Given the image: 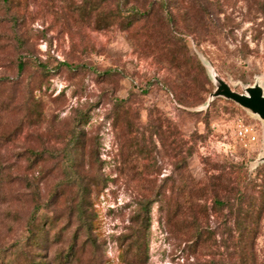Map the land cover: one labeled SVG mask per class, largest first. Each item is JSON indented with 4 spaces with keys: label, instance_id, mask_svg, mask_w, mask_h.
<instances>
[{
    "label": "rangeland",
    "instance_id": "rangeland-1",
    "mask_svg": "<svg viewBox=\"0 0 264 264\" xmlns=\"http://www.w3.org/2000/svg\"><path fill=\"white\" fill-rule=\"evenodd\" d=\"M88 1L0 0V264H264V0Z\"/></svg>",
    "mask_w": 264,
    "mask_h": 264
},
{
    "label": "trees",
    "instance_id": "trees-1",
    "mask_svg": "<svg viewBox=\"0 0 264 264\" xmlns=\"http://www.w3.org/2000/svg\"><path fill=\"white\" fill-rule=\"evenodd\" d=\"M106 0H89L88 1V5H89V14H91L92 12H94V10H98L99 7H103L106 4ZM101 9V8H100ZM104 17L102 18V16L100 17V21L99 22H103L106 20V17H113V18H122V19H129V18H133L135 20H131L129 19V21L127 22V26H132L133 23H135L136 21H138L140 18L144 17L145 14L140 12L136 7H127L125 3H122L121 5H118L117 8L115 9V11L113 12H105L103 13ZM108 14H110V16H108ZM107 24V23H106ZM108 26V25H107ZM104 28V27H103ZM18 69L19 71H21L23 69V63L19 62L18 64ZM219 98V97H216ZM84 193L86 192V190H84ZM85 202V198H84V194L83 196L80 198V202L77 206V211L79 214L83 213V209H82V205ZM38 208L36 207L35 211L37 212ZM34 218H32L29 222V226H32L29 228V239L33 242H35L36 239L40 238V236L43 235V231H41V229H36V226L34 225ZM134 222L136 224H138V228L136 231V236H135V242L136 245H139V239L141 238L142 234L144 231L148 230L151 224V217H150V205L148 202L144 203L141 208L138 210V212L136 213L135 217H134ZM245 230L249 232L250 227L245 228ZM236 231L239 234L238 239L236 240L237 242H239L240 240H242L243 238V231H244V227H238L236 226ZM31 264H39L36 262H32Z\"/></svg>",
    "mask_w": 264,
    "mask_h": 264
},
{
    "label": "water",
    "instance_id": "water-1",
    "mask_svg": "<svg viewBox=\"0 0 264 264\" xmlns=\"http://www.w3.org/2000/svg\"><path fill=\"white\" fill-rule=\"evenodd\" d=\"M219 85L221 90L215 96H224L241 107L254 111L264 121V96L259 89L249 88L246 91L247 94L242 95L231 91L228 86L221 84L220 81H218Z\"/></svg>",
    "mask_w": 264,
    "mask_h": 264
},
{
    "label": "built area",
    "instance_id": "built-area-1",
    "mask_svg": "<svg viewBox=\"0 0 264 264\" xmlns=\"http://www.w3.org/2000/svg\"><path fill=\"white\" fill-rule=\"evenodd\" d=\"M234 137L244 146L252 144L256 141V134L252 126L242 124L239 120L234 123Z\"/></svg>",
    "mask_w": 264,
    "mask_h": 264
}]
</instances>
